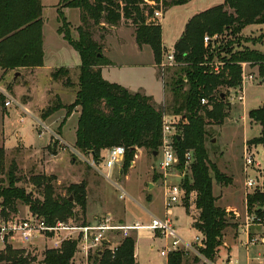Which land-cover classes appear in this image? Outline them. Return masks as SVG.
<instances>
[{
	"label": "trees",
	"instance_id": "obj_1",
	"mask_svg": "<svg viewBox=\"0 0 264 264\" xmlns=\"http://www.w3.org/2000/svg\"><path fill=\"white\" fill-rule=\"evenodd\" d=\"M188 1L163 0L164 12L173 5ZM57 7L60 21L58 32L81 57L79 89L75 100L68 107L61 103L54 107H66V118L75 107L81 109L76 129V147L100 159L103 150L124 145L127 149L124 161H128L129 166L137 148L158 152L162 143L163 116L166 113L164 107H157L152 95L132 92L102 76L101 66L112 62L104 57L102 45L94 38L89 27L91 21L96 25L110 26L128 22L135 26L137 44L140 47L148 44L158 64L164 51L162 24L148 21L157 7L146 0H60ZM64 7H75L81 11L82 23L77 27V39L72 36L71 23L63 12ZM43 9L41 0H0V69L4 73L44 65ZM251 24L264 25V0H224L192 16L174 46L177 61L174 67L178 71L171 84L172 111L180 115L174 142L180 167L184 166L186 151L194 152V161L190 166L192 180L186 178L184 184L187 193L185 199L187 211L192 217L188 201L190 193L196 192L191 201L198 211L193 226L204 235V245L199 248V252L210 262L215 261L219 247L223 245L225 230L230 226L229 218L235 216L217 205V197L213 193L211 170L219 182L228 179L210 161L208 126L221 125L228 116L229 91L224 92L220 88L231 89L241 84L242 63L257 65L259 75L264 80V52L250 47L237 51L233 48L240 43L242 30ZM215 33L222 35V43L216 49H212V46L207 48L203 41L205 34ZM263 41L264 32L258 40H254L255 43ZM225 51L229 54L220 56ZM215 57H219L223 63L219 72L210 70L207 65ZM69 73L68 67H59L52 72V77L65 78L64 83L71 86L73 82ZM202 97H206L209 103L201 104ZM249 117L263 124L264 104L251 109ZM251 143L264 144V132L253 138ZM5 160V148L0 146V214L4 219L8 218L10 211H18L19 201L50 224L77 219L78 206L85 212V182L72 185L67 196H59L48 176L35 174L31 179L42 198L34 197L32 192L18 185L21 177L17 175L16 161L12 160L7 168ZM71 194L73 199H70ZM246 204L249 211L255 206H264V183L261 188L247 193ZM258 213L261 214L259 210ZM135 242L133 237L123 239L115 255L109 249H104L95 255L94 264H139L135 257ZM77 246V241L65 240L59 248H47L43 257L38 259L27 248L7 244L0 250V264H81L75 260ZM186 255L182 250L173 251L168 256L167 264H184ZM194 260L199 264H209L198 256Z\"/></svg>",
	"mask_w": 264,
	"mask_h": 264
},
{
	"label": "rangeland",
	"instance_id": "obj_2",
	"mask_svg": "<svg viewBox=\"0 0 264 264\" xmlns=\"http://www.w3.org/2000/svg\"><path fill=\"white\" fill-rule=\"evenodd\" d=\"M58 1L44 0L43 32L47 52L44 65L29 73L26 77L23 74L15 77V71H9L7 75L0 72L1 86L13 94L21 105L22 103H28L29 99L31 100V95L27 92V89L33 92L34 101L37 103L36 107H32L35 113L30 115L25 113L17 104L5 108L3 98L0 96V144L5 137L6 167L8 168L12 160L16 161L18 167L17 175L21 177L18 185L25 187L28 192H32L34 197L42 198L40 191L35 187L31 179L32 175L35 174L48 176L52 180L59 196H67L72 185L85 182L87 194L86 210L82 212L78 206L76 208L77 219L69 220L72 224L78 225L85 220L102 216L113 217V215H117L114 218L123 217L128 222L140 220L144 223L151 220L152 215L150 213L152 212L158 216H163L167 213V208L165 207L167 185L180 183L184 189L183 195L181 201L171 208V212L174 218L178 217L177 225L180 234L188 242L194 244L197 241V237H201L202 232L192 224V220L198 215V211L191 202L196 196L194 191L190 193V200L188 201L193 218L185 212L188 206L186 205L185 197L187 193L184 184L186 178H190V181L192 180L190 168L179 166L177 170L165 173L159 167V152L155 155L148 149L141 147L136 149L135 154L137 156L135 154L133 156L134 164L131 161L129 166L128 161L126 163L123 160L120 162V166L107 172L108 178L104 174L96 172L87 161L70 148L73 147L75 150L80 151L84 158H91L89 154H85L76 147L75 143H72V137L75 135V126L78 123L76 116L78 115L79 119L81 109L75 107L72 111V113H75L74 116L70 118L65 116L67 114L66 107L75 100L76 92L79 89L80 67L70 70L69 77L73 82L71 86L64 83L65 78L54 79L52 77L55 82L51 81V68L55 67L53 65L64 63L58 65L67 67V65H75V62H79L78 55L72 56L75 48L71 44L62 46L58 38L57 28L60 25L58 7L56 5ZM223 1L190 0L187 3L173 5L167 9L161 22L167 45H171L182 29L185 20L195 10L221 4ZM229 10L232 11L231 9ZM63 12L71 23L72 36L77 39L79 36L77 24L80 20L78 8H63ZM89 27L93 32L94 38L101 43L102 52L109 44L111 47L109 54L118 63V65H113L112 68L105 71V77L119 83L125 82L132 86L146 87L148 90L153 91L161 99L159 102L155 101L156 106H163L166 114L175 116L178 119L180 115L172 111L173 94L171 91V84L173 79L177 77L176 71L178 70L174 66L168 67L161 64L168 50H166L165 55L163 54L162 60L158 64L156 63V71L152 65V48L148 46L138 47L139 45L133 38L131 32L135 31V26L122 21L115 28L110 25H96L91 21ZM118 29L120 35L126 40L122 48L115 44L117 40L115 36L107 38L108 35H114V32L117 33ZM263 32L264 26L262 24L246 26L240 33L242 36L240 43L235 44L233 47L234 51L242 50L244 47L264 50V41L261 43L254 42V40L259 39ZM106 38L108 43H106ZM225 52H222L220 56L229 54V52ZM213 60L220 61L221 59L215 57ZM245 73L247 75L253 74V79L248 80L245 85V98L243 101H239L236 98L234 88H220L224 92L229 91L227 93V100L230 102L229 113L223 124L208 126L209 140L207 147L211 163H215L220 172L229 180L219 182L214 172L210 171L213 177V193L217 197V205L227 211H231L235 216L229 218L230 226L226 228V237L223 240H228L235 250L237 246L238 250H241V254L248 257L251 264H264L262 263L264 258V206H255L249 211L246 204L247 193L261 188L264 183V144L251 143L253 138L260 136L264 132V123L254 121L249 117L251 109L259 108L264 104V80L259 75L257 65L247 64ZM59 83L62 84L63 90ZM56 93L60 94L59 96L57 95L58 98L54 95ZM60 103L66 107L64 109L61 107L55 109L54 107ZM22 116L25 117L24 121H21ZM40 122L46 125L48 129H43ZM62 126L66 135L63 134ZM52 132L60 135L64 142L57 140ZM50 136H52V144L44 148L48 144ZM247 149L248 152L255 154L256 160V164L248 169L245 163ZM106 155L107 149L102 151V159ZM123 167L125 172L123 171L120 174V169ZM248 176H253L259 181V185L254 190H250L246 185ZM116 184L121 185L128 193L125 198H120L121 190ZM72 195L70 197H73ZM1 202L2 199L0 198V211L2 209ZM17 208V212L10 211L8 213V218L25 217L32 213L29 206L21 201L17 203ZM258 210L261 214L258 213ZM235 212L240 215H236ZM247 215L251 216L249 226H247ZM0 219H3L1 214ZM240 225L245 229L249 228V234L251 233L252 237L257 239L253 243H248L247 249L242 247L241 243L235 241L239 237ZM18 241L11 245L20 247L22 243ZM37 242L40 244L28 243L26 248L34 252L38 259H41L45 250L50 248L51 243L42 238H39ZM136 243L140 259L145 264L165 261L166 257L160 255L159 251L163 246L169 244L166 238L157 235L153 230L145 229L137 232ZM0 248V250L5 248L1 242ZM187 254L186 264H196L194 261L196 256L206 261L203 256L198 255L195 251H188ZM217 255L215 259L218 263L214 262L213 264H220L221 260L223 261V259L225 260L228 257L227 248L219 247ZM235 256L236 251L233 253V257ZM79 258L80 255L75 260L77 261ZM78 263H80V260Z\"/></svg>",
	"mask_w": 264,
	"mask_h": 264
},
{
	"label": "built area",
	"instance_id": "obj_3",
	"mask_svg": "<svg viewBox=\"0 0 264 264\" xmlns=\"http://www.w3.org/2000/svg\"><path fill=\"white\" fill-rule=\"evenodd\" d=\"M150 5H155L157 8L154 14L148 19V21L162 22L164 9L163 0H146ZM204 45L212 49H216L222 43V35L219 33L205 34ZM218 50V49H217ZM166 51H163L165 55ZM217 54V53H215ZM162 66L173 67L177 65L175 51L171 50L165 55V59L161 61ZM248 62L242 63V82L237 87H234L236 91V98L239 101H243L245 98V84L248 80L253 79V74H246L245 67ZM210 70L219 72L223 65L222 61L212 60L207 63ZM0 96L3 98V105L8 108L14 104L19 105L25 113H30L27 108H24L8 90L1 86L0 79ZM209 100L206 97L201 98V104L206 105ZM23 116L21 120H23ZM180 121V117L177 119L175 116L164 114L163 127H162V143L159 147L160 162L159 167L165 172H172L177 170L180 165V158L175 148V136L177 134V124ZM41 123V122H40ZM42 124V128L48 127ZM57 140L64 142V140L57 133L52 132ZM65 148V147H64ZM77 155L87 161V163L98 173L104 174L109 178L108 171L110 169L120 166V162L124 160L126 154V147L124 145L112 146L107 149V155L105 158L97 159L92 153H89V159L82 157L81 152L70 147ZM138 149V148H137ZM135 156H137L135 154ZM194 161L193 150H187L185 153V168H190ZM132 160V164H134ZM245 163L247 169L256 164L255 154L246 150ZM246 185L250 190H254L259 181L253 176H248ZM121 190L120 198H125L128 193L122 188L121 185L116 184ZM183 187L180 183H172L167 185V197L165 201V207L167 213L162 216H152L149 222H141L135 220L133 222H127L123 220H116L112 217L102 216L95 219L91 223L72 224V222L58 221L55 224H50L48 221L38 214L30 213L25 217L7 218L0 221V242L3 246L7 244H13L15 242H32L34 239L41 237L51 243L50 248H59L65 240H75L78 243L77 253H80L81 264H94V257L97 253H102L104 249H109L113 255L117 251L120 243L123 239L132 237L134 232L140 230H153L162 237L169 241V244L160 251L163 256H169V254L176 250H182L186 253L188 251H195L198 255L202 256L199 252V248L204 245V235L197 237V241L194 244L188 242L179 232L175 223V219L172 216L171 208L181 201L183 195ZM236 215H240L235 212ZM72 220V219H71ZM251 216L247 215V226H249ZM249 231V228H247ZM249 235V234H248ZM200 240V241H199ZM257 241L256 238L250 237L246 244ZM197 246V247H195ZM76 256V255H75ZM205 258V257H204ZM206 259V258H205ZM209 264L210 262L206 259ZM264 261V259H263ZM226 264H237L232 258L228 259Z\"/></svg>",
	"mask_w": 264,
	"mask_h": 264
},
{
	"label": "crops",
	"instance_id": "obj_4",
	"mask_svg": "<svg viewBox=\"0 0 264 264\" xmlns=\"http://www.w3.org/2000/svg\"><path fill=\"white\" fill-rule=\"evenodd\" d=\"M42 1V4L44 5V9H45V3H44V0H41ZM52 2H56V1H52ZM59 2H60V0L57 2V4L56 5H58L59 4ZM207 6V5H206ZM213 6H215V5H213ZM210 7H212V6H209V7H202V8H200V9H198V10H195L192 14H190L189 15V17L185 20V22H184V25H183V27H182V29L179 31V34L177 35V37L174 39V41L171 43V45H167V43H166V41H165V38H164V34H163V25H162V42H163V48H164V51H166V50H168V51H171V50H174V46H175V44H176V42L179 40V38L182 36V34H183V32H184V30H185V26H186V24H187V22L190 20V18L192 17V16H194L195 14H197L198 12H201V11H203V10H206V9H208V8H210ZM64 8H68V7H64ZM44 9H43V13H44ZM78 10H79V15H80V20L78 21V24H77V26H79L81 23H82V20H81V11H80V9L78 8ZM167 12V11H166ZM197 12V13H196ZM44 26V25H43ZM249 26V25H248ZM262 26H264V25H262ZM113 27H115V26H113ZM44 28V27H43ZM115 28H117V27H115ZM57 31H58V28H57ZM119 31V29L117 30V33L116 32H114V35H108V37L107 38H109L110 36H115V38L117 39L116 40V42H115V44H117V46L119 47V48H122L124 45H125V42H126V40H125V38L123 37V36H121L120 35V33L118 32ZM132 33V35H133V38H135V34H134V31H132L131 32ZM79 37V36H78ZM58 38H59V40L61 41V45L62 46H64V45H66V44H69L70 45V43H68V41H66L64 38H63V36L58 32ZM106 38V39H107ZM96 39V38H95ZM105 40V39H104ZM135 41H136V38H135ZM106 43H108V39L106 40ZM146 46H148V47H150L148 44H145V45H143L141 48H143V47H146ZM138 47H140V46H138ZM261 51H263L264 52V50H262V49H260ZM44 52H45V54H44V62H46V54H47V52H46V47H45V36H44ZM109 52H111V47L109 46V44H108V46L107 47H105L104 48V52H103V55H104V57H106V58H108L111 62H113V63H111V64H106V65H102L101 66V72H102V76L106 79V80H108V81H110V82H116V83H119V82H117V81H114V80H112V79H110V78H107V77H105V71L106 70H109L110 68H112V66L114 65H118V63H116V61H114V59H113V57L109 54ZM75 55H78V58H79V62L77 63V62H75L74 64L75 65H67V67L70 69V70H72L73 68H79L80 67V65H81V57H80V54L78 53V51L75 49V52H73V54H72V56H74L75 57ZM58 64H64V63H57V64H55V65H53V66H55V67H53V68H51L52 70H51V81H54L53 79H52V72L56 69V68H59V67H64V65L63 66H59ZM58 65V66H57ZM152 65H153V67L156 69V71H157V68H156V62H155V58H154V53H153V59H152ZM40 67H42V66H40ZM40 67H36V68H32V69H22V71H17V72H20V74H23L24 75V77H26L29 73H32L34 70H36V69H38V68H40ZM0 72H2V74H6L7 75V73H4V71L2 70V69H0ZM14 73H16V72H14ZM19 74V75H20ZM55 82V81H54ZM60 84V87H61V89L63 90V86H62V84L61 83H59ZM119 84H121V85H123V86H125L127 89H129L130 91H132V92H136V91H140L141 90V92H143V93H145V94H147V95H152L153 96V98H154V100L156 101V102H159L161 99H159V97L157 96V94L156 93H154L153 91H150V90H148L146 87H139V86H132V85H129L128 83H119ZM247 84V83H246ZM245 84V85H246ZM26 91V90H25ZM27 92L28 93H30V95H31V100L29 99L28 100V103H22V106L24 107V108H27L28 110H29V112L30 113H27V114H30V115H32V113L34 114L35 112H34V110L32 109V107L34 108V107H36V105H37V103L34 101V94H33V92H30V90L29 89H27ZM54 95H60L59 93H56V94H54ZM53 95V96H54ZM58 96L56 97V98H58ZM62 109H64V108H62ZM62 109H60V111H62ZM74 114L75 113H72V115H70L69 116V118L70 117H72V116H74ZM65 116H66V114H65ZM24 117V116H23ZM77 117V122H78V115L76 116ZM25 118V117H24ZM24 118H23V120H21V121H24ZM68 118V119H69ZM67 119V120H68ZM64 124H66V123H64ZM61 128H63L62 130H63V134L64 135H66L65 134V130H64V127L62 126ZM76 129H77V124H76V126H75V135L72 137V143L74 144L75 143V141H76ZM3 137H4V135H3ZM52 136H50V139H49V141H48V144H46V146H44V148H46V147H49L51 144H52V142H51V140H52V138H51ZM5 137L2 139V143L0 144V146H3L4 148H5ZM71 143V144H72ZM22 146V145H21ZM22 147H24V146H22ZM24 148H27V147H24ZM35 153H37V152H35ZM57 156V155H56ZM135 163V162H134ZM123 173V168H121L120 169V174H122ZM180 206V205H179ZM229 208V207H228ZM244 208H245V206H244ZM149 210V209H148ZM185 212L191 217V215L189 214V212L188 211H186L185 210ZM111 214V213H110ZM152 216L154 215V216H158L157 214H155V213H150ZM112 216V215H111ZM164 216V215H163ZM114 217H117V215H113V217L112 218H114ZM159 217H162V216H159ZM96 218H98V217H94V218H92L91 220H85V222L86 223H91V222H93V221H95V219ZM114 219H116V220H123V221H127L126 219H124L123 217H121V218H114ZM175 219V223H176V225H177V220H178V217H175L174 218ZM2 220H4V218L3 219H0V221H2ZM128 222V221H127ZM147 222H149V221H147ZM192 224H193V220H192ZM177 227H178V225H177ZM179 230V229H178ZM137 232L138 231H136V232H134V234H133V238H135L136 240L135 241H137ZM156 233V232H155ZM157 235H159L158 233H156ZM249 231H247V229H245V228H243V226L241 227V225H240V228H239V237L235 240L234 238V240L235 241H237V242H239V243H241V245H242V247H245V249H247L248 248V244H246V242H247V240L250 238V237H252V235H251V233L249 234ZM226 236L224 235V238H225ZM39 238H41V237H38V238H36V239H34L32 242H29V243H31V244H36V245H39L40 243L39 242H37V240L39 239ZM223 238V239H224ZM19 243H22V245L20 246V247H23V248H26L27 246H28V243H26V242H22V241H18ZM167 245H165V246H163L161 249H160V251L162 250V249H164L165 247H166ZM220 247H226L227 248V250H228V253H229V255H228V257L224 260L223 259V261L221 260V262H220V264H226V262H227V260L228 259H230V258H232L233 260H235L236 262H237V264H251L250 262H249V259H248V257L247 256H244L243 254H241V250L239 249L238 250V248H237V246H236V250L233 248V246L231 245V243L227 240H223V245H221ZM1 249V248H0ZM34 250H36L35 248H34ZM243 250H244V248H243ZM159 251V252H160ZM235 251H236V256L235 257H233V253H235ZM187 254V253H186ZM79 255H81L80 253H77L76 254V256H75V259H76V257H78ZM160 255H162L161 253H160ZM188 255V254H187ZM163 256V255H162ZM218 256V255H217ZM135 257H136V260L138 261V263L139 264H145L141 259H140V255H139V253H138V249H137V243L135 242ZM166 258H165V261L164 262H159V263H153V264H167V262H168V256H165ZM81 258V257H80ZM78 259L76 262L78 263V261L80 260L81 261V259ZM187 258H185V261H184V264H186V260ZM264 259V258H263ZM195 261V260H194ZM215 263H218V262H216V259H215V261H214ZM196 263V262H195ZM262 263H264V261L262 260ZM196 264H198V263H196Z\"/></svg>",
	"mask_w": 264,
	"mask_h": 264
},
{
	"label": "water",
	"instance_id": "obj_5",
	"mask_svg": "<svg viewBox=\"0 0 264 264\" xmlns=\"http://www.w3.org/2000/svg\"><path fill=\"white\" fill-rule=\"evenodd\" d=\"M19 74H20V72H16V73H15V77H17ZM222 96H224V97H225V96H226V94H225V93H223V94H222ZM213 141H215V139H213ZM154 154H155V155H157V154H158V152L156 151ZM70 199H73V197H70Z\"/></svg>",
	"mask_w": 264,
	"mask_h": 264
}]
</instances>
